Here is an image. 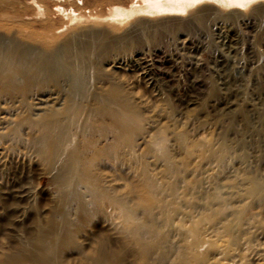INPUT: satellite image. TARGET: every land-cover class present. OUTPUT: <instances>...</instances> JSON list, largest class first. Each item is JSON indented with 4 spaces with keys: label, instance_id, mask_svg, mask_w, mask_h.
Instances as JSON below:
<instances>
[{
    "label": "bare ground",
    "instance_id": "obj_1",
    "mask_svg": "<svg viewBox=\"0 0 264 264\" xmlns=\"http://www.w3.org/2000/svg\"><path fill=\"white\" fill-rule=\"evenodd\" d=\"M222 1L0 0V160L11 152L42 169L69 189L77 210L75 222H55L52 210L36 224L26 237L33 251L0 245V264H264V159L242 140L194 151L182 130L174 154L161 135L155 171L129 172L136 197L117 183L120 165L142 154L150 117L137 87L150 83L154 62L201 48L185 29L205 27L216 60L234 65L245 87L255 66L264 70V0ZM158 30L179 32L173 54L140 46ZM42 194L35 191L37 207ZM96 219L113 224L116 242Z\"/></svg>",
    "mask_w": 264,
    "mask_h": 264
},
{
    "label": "rangeland",
    "instance_id": "obj_2",
    "mask_svg": "<svg viewBox=\"0 0 264 264\" xmlns=\"http://www.w3.org/2000/svg\"><path fill=\"white\" fill-rule=\"evenodd\" d=\"M136 1L131 0L127 5ZM139 1L142 3V0ZM229 7L232 5L227 6ZM203 31L206 32L207 29H185L182 33L191 38L193 45L201 48L196 52L186 53L182 59L178 58L177 62L171 64L154 62L150 83L146 87L136 89V95H141V99L148 101L140 109L150 117L143 121V134L138 139L142 154L130 155L128 162L120 165L121 174L123 173L126 181L123 179L117 183H125L122 191L128 200L138 194L133 191V183L136 181L132 180L129 172L133 174L142 165L155 171L151 153L155 151L152 149L154 141L161 135L167 138V144L178 151L174 154H180L181 150L178 149L173 134L183 130L194 142L191 143L192 146L189 145L194 151L208 142L215 143L223 139L234 145L239 139L244 142L249 154L264 159V70L255 66L249 78V85L245 87L247 80L235 76L237 69L234 65L218 63L213 42L210 37H205ZM178 34L175 30L154 31L149 38L142 39L139 45L160 50L165 55L173 54V42ZM256 41L258 39L251 42L253 48L257 45ZM259 41L264 44V40ZM139 45L137 47H140ZM212 83L214 87H210ZM144 151L147 152L143 154ZM38 190L43 192L42 198H45L42 201L44 204L39 207L35 206L34 200L35 191ZM20 194H23L21 198ZM52 210L56 212L53 218L57 223L76 221V202L72 199L69 189L51 182L49 175L42 169L30 170L26 159H18L16 154L9 152L0 160V245L10 252L33 251L26 237L38 224L45 225V220ZM110 217L111 214L108 218ZM94 222L99 233L116 242L119 237L112 223L102 219H96ZM136 261L139 259L136 258Z\"/></svg>",
    "mask_w": 264,
    "mask_h": 264
},
{
    "label": "snow or ice",
    "instance_id": "obj_3",
    "mask_svg": "<svg viewBox=\"0 0 264 264\" xmlns=\"http://www.w3.org/2000/svg\"><path fill=\"white\" fill-rule=\"evenodd\" d=\"M145 5H149V6H158L160 3V0H143ZM188 2V0H168V3H173V4H181V3H186ZM251 0H239L237 6L243 7L245 5V3H250ZM228 3H233V0H228ZM138 5L134 2L132 4V7H137ZM113 11H122L119 8L113 9Z\"/></svg>",
    "mask_w": 264,
    "mask_h": 264
}]
</instances>
